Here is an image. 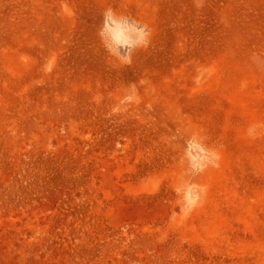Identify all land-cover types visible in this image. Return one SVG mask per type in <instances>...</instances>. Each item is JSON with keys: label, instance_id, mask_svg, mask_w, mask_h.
Wrapping results in <instances>:
<instances>
[{"label": "rangeland", "instance_id": "1", "mask_svg": "<svg viewBox=\"0 0 264 264\" xmlns=\"http://www.w3.org/2000/svg\"><path fill=\"white\" fill-rule=\"evenodd\" d=\"M198 2L0 0V264H264V0ZM108 7L153 31L131 65Z\"/></svg>", "mask_w": 264, "mask_h": 264}, {"label": "clouds", "instance_id": "2", "mask_svg": "<svg viewBox=\"0 0 264 264\" xmlns=\"http://www.w3.org/2000/svg\"><path fill=\"white\" fill-rule=\"evenodd\" d=\"M197 6L202 7V0H199ZM102 17L96 36L107 57L119 66L131 65L133 56L138 51L147 50L151 46L153 31L147 23L111 7L104 9ZM260 127L261 125L258 124L249 126L248 135L255 138ZM184 159L188 167L182 174L181 183L176 191L180 212L188 216L200 206L207 194L208 186L192 183L184 177L199 175L208 167L218 168L221 156L218 152L205 148L202 142L194 137L186 141ZM175 216L176 214L173 213L170 220H174Z\"/></svg>", "mask_w": 264, "mask_h": 264}]
</instances>
